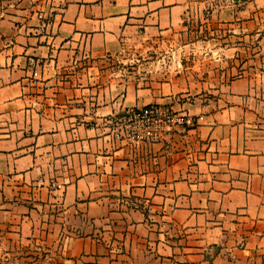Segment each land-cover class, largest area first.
Segmentation results:
<instances>
[{"label":"crops","instance_id":"crops-1","mask_svg":"<svg viewBox=\"0 0 264 264\" xmlns=\"http://www.w3.org/2000/svg\"><path fill=\"white\" fill-rule=\"evenodd\" d=\"M205 12L264 42V0H0L3 264H264V49L141 147L70 80Z\"/></svg>","mask_w":264,"mask_h":264},{"label":"rangeland","instance_id":"rangeland-1","mask_svg":"<svg viewBox=\"0 0 264 264\" xmlns=\"http://www.w3.org/2000/svg\"><path fill=\"white\" fill-rule=\"evenodd\" d=\"M209 20L208 12L199 17L190 16L186 21L188 25L183 30L170 33L165 39L126 48L122 53L97 61L91 67L87 65L84 67L86 73L84 71L70 80L76 82L80 78L88 99H96V93L103 91H106V97H115L113 102L121 106L119 109L117 106L115 110L114 117L119 121L117 126H113L120 142L135 147L148 144L142 136L148 135V130H153V127L148 128V124L139 125L128 121L129 117H140L136 111L148 109V96L159 97L167 92V100L150 104L162 108L158 117H169L162 123L167 133L178 127L170 117H190L188 107L192 103L199 100L209 101L215 95V86L238 73L240 58H215V51L222 52L229 48L227 46H239L248 54L264 49V42H257L255 38H245L240 43L237 39L241 37L239 33L234 34L236 37H229L234 30H238L237 26L220 22L209 23ZM188 86L190 87L186 88ZM131 138L145 143L133 141ZM26 252L24 256L17 255V251L0 250V264H3L7 253L13 254L9 259L16 263L17 258L31 256L30 252ZM41 253L44 255L45 252Z\"/></svg>","mask_w":264,"mask_h":264},{"label":"built area","instance_id":"built-area-1","mask_svg":"<svg viewBox=\"0 0 264 264\" xmlns=\"http://www.w3.org/2000/svg\"><path fill=\"white\" fill-rule=\"evenodd\" d=\"M135 112V111H134ZM138 112L140 117H129L128 121L131 123L133 121L134 124H148V128L153 127V130H148V135L142 136L145 141L154 142L160 140L163 135L166 133V129L162 126L163 121L169 117H158L161 114L162 108L148 106V109H144ZM148 116V117H147ZM175 125L186 127L191 124L190 117H170ZM170 120V119H169ZM164 133V134H163ZM141 138V137H140ZM133 141L142 142L138 139L131 138Z\"/></svg>","mask_w":264,"mask_h":264}]
</instances>
